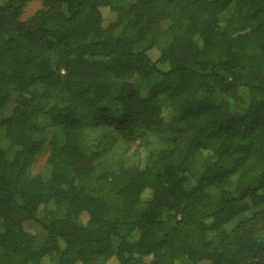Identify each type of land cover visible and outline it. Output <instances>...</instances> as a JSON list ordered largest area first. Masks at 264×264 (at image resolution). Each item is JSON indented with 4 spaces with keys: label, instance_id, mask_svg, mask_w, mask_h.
Listing matches in <instances>:
<instances>
[{
    "label": "trees",
    "instance_id": "1",
    "mask_svg": "<svg viewBox=\"0 0 264 264\" xmlns=\"http://www.w3.org/2000/svg\"><path fill=\"white\" fill-rule=\"evenodd\" d=\"M29 1L0 0V264H264V0Z\"/></svg>",
    "mask_w": 264,
    "mask_h": 264
},
{
    "label": "rangeland",
    "instance_id": "2",
    "mask_svg": "<svg viewBox=\"0 0 264 264\" xmlns=\"http://www.w3.org/2000/svg\"><path fill=\"white\" fill-rule=\"evenodd\" d=\"M45 7L44 2L42 0H32L26 3V5L24 6L23 9V15L21 17V19L23 21L28 20L29 18H31L38 10L43 9ZM115 19V16L113 14H111L108 11H104V20L105 23H109L111 21H113ZM145 47L144 43H140L135 47V51H141L143 48ZM54 101H51V104H53ZM13 108H14V103L12 102L7 108H5L1 115L4 118H8L12 115L13 112ZM41 119H44V116H41ZM38 141L43 142L44 144V152L41 153L35 160L34 164L32 165V168L30 170V174L31 175H35L37 173H39L41 167L45 164L48 154H49V150H48V144L47 141L50 139V132L49 131H45V132H40L37 134L36 136ZM2 145L3 147H5L6 149V154L8 159H12L14 152L16 151V147L11 146L8 141H2ZM118 147V146H117ZM120 148H118L119 150ZM35 232L37 233L36 235V245H41L45 239V233L40 230L39 228H35ZM56 257H53V260L55 261ZM110 264H117V262L115 260H112V262H110Z\"/></svg>",
    "mask_w": 264,
    "mask_h": 264
}]
</instances>
